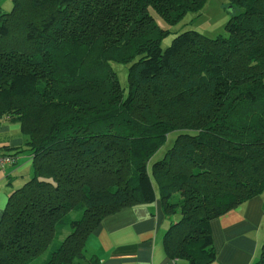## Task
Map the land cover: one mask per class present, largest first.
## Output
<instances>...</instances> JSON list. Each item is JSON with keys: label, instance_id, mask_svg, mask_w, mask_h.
Listing matches in <instances>:
<instances>
[{"label": "trees", "instance_id": "obj_1", "mask_svg": "<svg viewBox=\"0 0 264 264\" xmlns=\"http://www.w3.org/2000/svg\"><path fill=\"white\" fill-rule=\"evenodd\" d=\"M10 2L0 123L19 126L10 154L31 173L2 212L0 264H99L86 241L102 220L156 200L166 256L214 262L211 221L264 191V0H228L226 36L182 28L164 49L151 10L175 26L206 0Z\"/></svg>", "mask_w": 264, "mask_h": 264}, {"label": "crops", "instance_id": "obj_2", "mask_svg": "<svg viewBox=\"0 0 264 264\" xmlns=\"http://www.w3.org/2000/svg\"><path fill=\"white\" fill-rule=\"evenodd\" d=\"M22 143L18 125L0 123V151L13 154L18 149L10 148ZM16 162L0 170V218L14 189L12 177L30 167L25 154L17 155ZM210 226L216 250L210 264H252L264 242V191L212 220ZM166 228L158 200L136 204L103 219L88 237L86 249L99 264H174L162 245Z\"/></svg>", "mask_w": 264, "mask_h": 264}, {"label": "rangeland", "instance_id": "obj_3", "mask_svg": "<svg viewBox=\"0 0 264 264\" xmlns=\"http://www.w3.org/2000/svg\"><path fill=\"white\" fill-rule=\"evenodd\" d=\"M0 6L4 11H7L11 6V2L10 0H0ZM239 11H241V8L238 6H233V8H231V5L228 0H206L199 16L195 17V13L188 12L177 24H175V26H171L166 23L160 16L155 14L152 10L151 14L153 15L155 22L160 29L171 30V33L160 43L161 48L164 49L166 46L169 45L171 38L175 35V32L178 31V29L180 30L182 28L195 29L210 38L216 37L218 35L226 36L225 25L227 21L232 15H236ZM192 17H195V19L192 21V23H190L189 20L192 19ZM112 66L117 72L118 79L121 85L124 86L126 84V65L121 63H112ZM171 139L167 140V142L158 150V152L151 157L149 163H151L153 160L158 159L161 156L165 149L168 148L171 144ZM30 173L31 167H29V169L23 170L20 174L14 175L12 177L10 185L14 186V189L20 187L24 183V181L28 179ZM165 221L167 223L168 228L169 221L167 219ZM87 253L90 255L89 248L87 250ZM39 261L40 258H36L34 259L32 264H38Z\"/></svg>", "mask_w": 264, "mask_h": 264}, {"label": "built area", "instance_id": "obj_4", "mask_svg": "<svg viewBox=\"0 0 264 264\" xmlns=\"http://www.w3.org/2000/svg\"><path fill=\"white\" fill-rule=\"evenodd\" d=\"M16 162V157L10 153L0 151V170H3L5 166L11 165Z\"/></svg>", "mask_w": 264, "mask_h": 264}]
</instances>
